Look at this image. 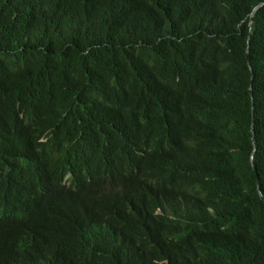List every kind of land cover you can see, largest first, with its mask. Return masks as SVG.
Instances as JSON below:
<instances>
[{
    "label": "trees",
    "instance_id": "obj_1",
    "mask_svg": "<svg viewBox=\"0 0 264 264\" xmlns=\"http://www.w3.org/2000/svg\"><path fill=\"white\" fill-rule=\"evenodd\" d=\"M263 2L0 0V264H264Z\"/></svg>",
    "mask_w": 264,
    "mask_h": 264
},
{
    "label": "clouds",
    "instance_id": "obj_2",
    "mask_svg": "<svg viewBox=\"0 0 264 264\" xmlns=\"http://www.w3.org/2000/svg\"><path fill=\"white\" fill-rule=\"evenodd\" d=\"M157 213L168 215L169 223H173L177 218V214L173 212L172 209L170 208H168V212H164L162 208H159L157 210ZM90 214L103 215L106 219L110 220L111 223H113V225L110 226L108 229L113 228L115 224L114 213L112 211H106V210L105 212L102 213H92L89 204L86 200L83 203H81L79 206L74 205L71 201L63 202L59 211V221H61L63 225H65L66 227H77L79 223L83 221L87 215ZM103 242L105 246L106 234Z\"/></svg>",
    "mask_w": 264,
    "mask_h": 264
},
{
    "label": "water",
    "instance_id": "obj_3",
    "mask_svg": "<svg viewBox=\"0 0 264 264\" xmlns=\"http://www.w3.org/2000/svg\"><path fill=\"white\" fill-rule=\"evenodd\" d=\"M262 6H264V2L261 3L260 5H258L251 13V21H250V25L252 24V18L254 17V15L256 14V12L258 11L259 8H261ZM249 53H250V44H248V47H247V57H248V63L249 65H251L250 63V60H249ZM252 72H253V69L251 68ZM253 78H254V74L252 73V78H251V83L253 82ZM252 86H250V91L252 93ZM253 101V112H254V100L252 99ZM255 117H254V124H253V132L255 133L256 132V128H255ZM256 140V139H255ZM253 165H254V168L256 171H258V168H257V165H256V162H255V159H254V156H253ZM262 196L264 198V193H262Z\"/></svg>",
    "mask_w": 264,
    "mask_h": 264
}]
</instances>
